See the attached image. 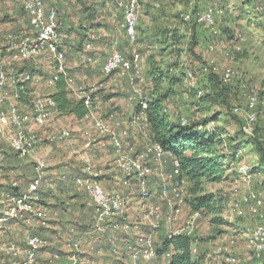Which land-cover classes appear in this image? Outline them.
I'll return each instance as SVG.
<instances>
[{"label":"built area","instance_id":"1","mask_svg":"<svg viewBox=\"0 0 264 264\" xmlns=\"http://www.w3.org/2000/svg\"><path fill=\"white\" fill-rule=\"evenodd\" d=\"M113 11L122 13L121 27L127 42L131 45L130 56H126L118 49L119 42L115 40L112 50L103 65V74L121 72L126 75L132 88L130 100L136 101L137 107L130 118V125L136 128L144 137L149 139L143 153L133 154L124 149L121 136H128L129 129L123 128V123L114 113L101 114L98 112L95 96L103 88V83L77 82L67 65V48L63 45L62 30L65 27V18L59 11L57 4L47 7L44 0H12L16 7L23 9L27 19V27L19 29L4 28L0 23V138L8 142L9 147L19 158L33 156L38 147L44 144H56L70 140L73 131L69 128L58 126L60 111L58 102L51 93L45 89H54L59 81L63 80L69 94L82 103L85 109L80 118L81 123L92 124L96 133L100 136H109L115 149V162L117 168L127 177L138 181L141 196L149 199V177L153 170L148 162L151 156L156 163H162L165 156L172 160V169L167 174V180L172 183L163 184L160 195L167 201L171 209L169 224L173 223L182 210L187 207L186 194L183 183L185 179L181 175L180 160L167 154L163 146L153 141L151 124L147 115L150 98L142 91L139 85L146 78L139 71L142 55L135 48L138 39V23L140 12V0H106ZM200 0H190L188 11L181 15L184 24H189L193 15L200 25H205L214 30L216 18L225 12L224 6L216 1L209 2L197 13H192ZM156 7L159 4L155 5ZM93 44L87 42L82 52H78V58L83 64L95 65L97 58L93 55ZM235 54L242 52L241 46H235ZM46 64L45 70L43 65ZM234 72L227 68L222 73L225 82L231 83ZM192 81L196 80L194 73L188 74ZM198 91V97L201 96ZM247 136L254 137V125L258 119L257 107L259 105L258 93L255 89L245 92ZM166 111V108H164ZM188 118H182L181 123H188ZM210 125H213L212 127ZM208 130L215 131L214 122L207 125ZM120 129L121 135L118 130ZM91 139L88 131L84 133ZM222 135V144L228 142ZM262 141L264 142V134ZM91 143L88 141L87 146ZM243 150L235 151L237 160L236 171L238 176L232 182V209L236 216L246 218L249 221L246 228L247 244L252 254L256 257L264 255V192L254 187L256 173L253 167L242 162ZM88 162V161H87ZM35 175L24 192L8 190L2 199L0 212V239L8 222L13 220H27L32 226L46 228L49 225V217L41 203L40 188L45 182V163L36 158ZM86 176L75 179L78 186L83 188L94 205L96 229L106 232L108 229L122 228L129 232L131 225L120 224V216L126 204V197L119 192L105 190L99 180V174L93 171L88 163L84 172ZM66 177V176H64ZM12 188H17L18 183L13 182ZM199 211H194L187 224L181 228L171 229L167 237L176 235H193L194 221L200 216ZM163 211L160 204L147 203L142 212V224L149 226V235H139L135 244H129L127 251L130 254L129 264H145L154 260L157 254L155 236L162 228ZM75 250H80L78 241L72 242ZM233 242V241H232ZM47 240L38 234L29 236L24 243L16 241L1 242L0 240V264L3 259H12L24 255V264H37L38 252L46 247ZM111 254L116 257L115 264H126L122 261V251L114 244ZM170 257V253H166ZM121 258V259H120ZM67 264H79L77 255L69 256ZM128 264V263H127Z\"/></svg>","mask_w":264,"mask_h":264},{"label":"rangeland","instance_id":"2","mask_svg":"<svg viewBox=\"0 0 264 264\" xmlns=\"http://www.w3.org/2000/svg\"><path fill=\"white\" fill-rule=\"evenodd\" d=\"M189 1L140 0L139 24H146L144 26L148 29L143 32L139 31V39L134 46L141 52L142 58L139 71L146 78V81L139 87L148 94L149 98L156 94L167 95L164 100L165 114L172 121L179 122L185 117L191 122L201 124L202 119L213 116L217 117V120L213 121L214 126L216 128L222 127L227 132L224 136L228 145L222 144L220 146L219 144L217 146L218 152L226 157L224 163L228 165L226 176L219 182L204 179L200 191L203 192V189L204 192L214 193L217 197L222 198V213L220 215L222 223L215 224L213 222L215 215L198 210L201 215L194 221L193 235L191 237L194 244H198L203 252L206 253L204 261L207 264H249L255 261V256L247 244L246 228L249 221L246 218L236 216L232 209V182L237 177L236 164H233L229 155L226 156L224 153H229L233 146H242V162L256 169V165L260 160L255 141L250 139L245 131L247 126L245 120V92L255 89L258 93L259 105L256 110L258 119L254 125V136L262 141L264 134V0H200L192 13L195 14L201 11L206 4L213 1H218L224 6L225 12L222 16L216 18L214 30L198 24L195 20L196 15H193L189 24L183 23L181 15L188 11ZM61 3L66 4L64 7L66 6L67 25L69 26L73 25V23L81 25L85 21L84 17L86 16L84 13L86 9L84 8H89V11L87 10L89 14L96 7H98L96 9L98 18L95 20V27L99 29L102 24L106 25L104 22L107 21V12H109L110 7L108 3L103 4V2L101 6L100 3L95 5V0H61ZM156 4H159V6L156 7ZM102 7L105 8L106 12ZM14 9H16V5L11 0H0V23L4 28L10 29L27 27L22 13L18 14L19 9L16 12ZM117 23L118 29L123 34L121 22ZM86 27L89 29L91 25L86 24ZM116 30L117 27L114 26L112 31L116 32ZM69 36L68 31H64L62 34L65 48L69 44ZM235 46H241L242 52L235 54ZM122 49L129 53L132 47L125 42ZM99 64L100 61L96 63L98 67ZM72 65L74 66L73 71L79 76L86 73V68L74 58ZM227 68L231 69L235 74L231 83L225 82L221 76ZM93 72L95 73V71ZM189 73L195 74V81L189 78ZM208 73L218 77V89H223L226 92L224 96L225 103L221 97L216 98L214 101H208L207 97L200 98L196 95L194 96L196 102L189 97L187 92H189L190 88L197 85L201 88V96L203 91V96H205L214 89V86L212 87L207 82ZM174 76L182 80L180 85H172L175 82ZM118 88L123 90L122 93L127 92L126 98L127 96L128 98L132 96V88L129 81L126 83L124 78L119 80L118 85L115 86L113 84L111 89L109 86L108 89L107 86L106 89L101 87V92L99 91V93L102 94L100 96L107 101L108 98L117 96V94L111 93L110 90H119ZM128 89L130 90L129 94ZM45 92H47V89ZM122 93L117 96L122 100L120 106L126 104L124 100L125 94ZM129 100H127V108L131 106ZM130 101L136 102L134 100ZM98 108H100V105ZM121 113L124 118L129 115L128 111L122 110ZM210 126L212 127L213 125ZM92 132L95 133V130ZM138 133L139 135L135 134V136L139 137L137 138L139 141L137 145L140 143L142 147L149 143L148 138L144 137L140 132ZM150 136L152 138V132ZM0 163H2L1 160ZM29 165L32 166V164ZM158 168L159 165L153 164V171L166 170V167ZM258 169L262 173H259V171L255 172L254 187L264 192V165H260ZM9 181L11 182V179ZM182 185L188 205L182 210L178 218L175 221H171L173 223L168 224V226L167 217L170 215L168 214L167 216V207L164 206L159 191H155L157 196L156 203L162 205L163 217L165 216V225L160 233L162 240L167 236L168 229H177L185 226L192 213L196 211L190 203L192 188L195 186L186 178L185 183ZM9 189L5 190V192ZM51 225L53 226L52 223ZM133 226L131 236L134 235V231H137L136 226ZM12 228L13 226H8L9 231ZM46 230L44 236L50 238L53 235L52 228L50 227ZM64 237L60 239V243L64 242ZM49 240H52V238ZM58 247L63 248V245L58 244ZM43 251L47 252V249ZM48 251L50 255L53 253L51 249ZM56 252L64 253L61 251ZM192 254L198 253L193 250ZM122 261L126 262L125 260ZM158 262L164 264L165 258H156L153 264ZM58 263L63 264L64 260H59Z\"/></svg>","mask_w":264,"mask_h":264},{"label":"crops","instance_id":"3","mask_svg":"<svg viewBox=\"0 0 264 264\" xmlns=\"http://www.w3.org/2000/svg\"><path fill=\"white\" fill-rule=\"evenodd\" d=\"M56 4L60 9L62 7L65 9L64 5L66 4H62L61 0ZM17 9L19 8L16 7L14 11L16 12ZM103 10L105 11V8H103ZM117 22H122V13L119 12L116 14L113 9L109 7L107 21L104 22L106 25L102 24L99 29L92 26L88 29L89 37L86 42H92L94 49L93 54H95L97 62L100 61L99 67L96 64H83L80 61L78 58V51H74L71 48L76 34L74 31L69 34L70 40L66 49L67 65L77 82L85 81L87 83H103L104 89H106V86L107 89L108 86L111 89L113 84L115 86L118 85L121 78H124L126 83H128L127 76L122 75L121 72L114 73L112 76H106L103 74L102 69L106 58L112 50L111 48L115 40H118L119 42L118 48L120 51L126 56H130L131 50L129 53H126L125 50L122 49L124 43L128 42L124 33L122 34L120 29H118ZM114 26L117 27L116 32L112 31ZM67 29H69V26L66 25L63 32ZM72 57L76 59L80 65H83V67L86 68V73H84V75L79 76V74H76V72L73 71L74 66L72 65ZM43 68L48 70L46 64L43 65ZM93 71H95V73ZM61 81L64 83L63 80ZM118 89L119 90L113 89L110 91L111 93L120 96V93H122L123 90H120V88ZM56 91V88L47 89V93L51 94ZM129 92L130 90L128 89V94ZM101 94L102 93H99L95 96V103L98 112L101 114L114 113L116 117L122 121L123 128L129 129L128 136H121L124 149L133 154L143 153L147 144L142 147L140 143L137 145L139 142L137 138L139 137L135 136V134L139 135V131L129 124L130 118L137 107V104H135L136 102H131L129 100L130 97L128 98V96L126 98L127 92L122 93L125 94L124 100L126 104L124 106H120L122 100H120L119 97H107L108 100L106 101V99H103V97L100 96ZM67 98L72 103L76 100H74L69 93H67ZM127 100H129L131 105L129 108H127ZM99 105L100 108H98ZM122 110L125 112L128 111L129 115L124 118L121 113ZM57 122L59 127L72 130L73 137L62 143H46L38 147L33 156L27 158H19L9 147L8 142L0 138V160L2 161V163H0V212L3 208L2 199L5 190L10 188V183H18V187L16 188L18 192H24L27 190L29 183L35 175L34 168L36 165V158H39L46 166L45 182L42 184L39 192L41 203L46 209L49 217V225L46 228H35L25 219L8 222L1 234V242L16 241L24 243L26 239L33 234H38L45 238L48 244L38 252L37 264H59V260H64L63 264H67L69 262V256L71 255H77L79 264H115L116 257L111 254V248L116 244L122 251V260L126 261L124 263L129 264L130 254L127 251V246L129 244H135L139 235H149L151 233L149 226L140 222L142 220V212L145 205L149 202L156 203L157 196L155 191H160L161 186L167 183V181L172 183V181L167 180V174L172 169L171 158L168 155L165 156L162 163H156L151 156L147 158L151 167H153V164H157L159 165L158 169L166 167V170L153 171L152 175L149 177V190L151 195L149 199L144 200L141 196L138 181L135 178L125 176L117 168L115 162V149L109 136L98 135L92 124L81 123L79 117L69 112L63 113L59 116ZM94 130L95 133L92 132ZM86 131L89 133L91 132V139L87 138L84 134ZM118 132L119 135H121L120 129ZM88 141L91 143L90 146H87ZM88 163L92 166L93 171L99 174L97 179L105 190L119 192L126 197L125 208L120 216L119 223L130 224L131 229L129 232H124L121 227L115 230L108 229L104 233L96 229L94 205L86 191L75 182L76 178L87 175L84 172ZM29 164H32V166ZM10 179L11 182L9 181ZM160 197L163 200L164 206L167 207L168 216V214L170 215L171 213V209L168 206L167 201L161 195ZM168 219L169 217H167V226L169 224ZM164 220L165 216L162 219L161 230H163L165 225ZM133 225L136 226L137 231H134V235L131 236V231H133L134 227ZM8 226H13L12 230L9 231ZM50 227L52 228L53 233L50 237L52 240H49V237L47 238L44 236L45 231H47L46 229ZM161 232L162 231L155 236V246L157 250L163 242L160 238ZM63 237L64 242L60 243V239H63ZM70 240H72V242L78 241L80 244V250H75V248L71 246ZM58 244H62L63 248H59ZM46 249L47 252L43 251ZM49 249L53 250L51 255L48 251ZM56 251L64 253L60 254ZM24 257V255L15 259L5 257L3 259V264H24ZM157 264L161 263L158 262Z\"/></svg>","mask_w":264,"mask_h":264},{"label":"trees","instance_id":"4","mask_svg":"<svg viewBox=\"0 0 264 264\" xmlns=\"http://www.w3.org/2000/svg\"><path fill=\"white\" fill-rule=\"evenodd\" d=\"M47 7L55 5L60 0H44ZM80 1V0H79ZM96 1L97 5L100 3V6L108 3L106 0ZM59 11L63 14L65 18V27L67 25V16H66V8L63 7L60 9L57 5ZM66 7V6H65ZM96 7V6H95ZM98 7L94 9L92 13L87 12L89 8H84L86 16L84 17L85 21L81 23V25L73 23V25L69 26L68 31L71 34L72 31L75 32L76 37L74 38V42L71 45V48L74 51L82 52L85 48V43H87L88 39V28L87 25H91L95 27V20L98 18V11L96 10ZM104 7H102L103 9ZM79 11V8H78ZM27 22L25 18V14L23 9L19 8V13L21 14ZM81 14V11H80ZM123 18V17H122ZM81 17L79 18L80 21ZM69 24V23H68ZM146 24L138 23V39L140 32L147 30L145 28ZM64 27V28H65ZM144 27V28H141ZM64 30V29H63ZM62 30V34H63ZM137 39V42H138ZM91 42V41H88ZM136 42V43H137ZM160 42V41H156ZM141 53V52H140ZM93 54V52H92ZM94 55V54H93ZM113 74L109 75L112 76ZM187 76V73H186ZM176 76H174L175 78ZM175 82L172 83L173 86L180 85L182 80L180 78H175ZM207 82L214 89L204 95V91L202 97H207L208 101H214L216 98L221 97L225 103V94L226 92L222 89H218V77L208 73ZM192 87V86H191ZM200 86L190 88L188 95L190 98H193L192 101L196 102L194 96L198 95V91L200 90ZM56 92L51 94L52 97L58 102L60 111L62 113H72L77 117L81 118L85 110L82 106V103L75 100L73 103L69 101L67 98V93L65 88V84L62 81H59L56 85ZM99 94V92H98ZM217 96V97H216ZM167 97L166 94H156L150 98L149 107L147 109V115L151 124V132H152V140L159 142L167 154L172 155L180 160L181 163V177L186 178L190 181L195 187L192 188V198L190 199V203L193 207L198 210H202L208 213H212L214 216L213 222L215 224H221L222 218V204L223 200L220 197H217L214 193H208L201 191V186L203 184V180L207 179L212 182L222 181L226 176V170L228 168L225 163L226 157L220 154L217 150V146L222 145V135L227 134V132L222 127H217L215 131H210L207 128V125L210 121H216L217 117L210 116L206 119L201 120V124L196 122H191L189 119L188 123L182 125L181 121L175 122L172 121L168 116H166L164 111V100ZM250 139L254 140L256 146L258 148L260 154L259 163L255 167H253V172L262 173L260 165H264V142L259 140L258 138L250 137ZM243 149L242 146H233L231 147V151L229 153H224V155L231 158L233 164H237V160L234 157L235 151ZM16 154V153H15ZM17 155V154H16ZM236 166V165H235ZM236 171V168H235ZM237 174V171H236ZM238 176V174H237ZM262 186V185H261ZM9 190L14 192H18L16 188L10 187ZM187 200V197H186ZM188 202V201H187ZM195 250L198 254H192V251ZM166 253H170V257H166ZM205 254L202 248L198 244H194L192 237L186 235H176L172 238H168L167 236L163 239L161 246L157 250V254L152 261H155L156 258H165L164 264H207L204 261ZM249 264H264V255L262 257H256L255 261Z\"/></svg>","mask_w":264,"mask_h":264}]
</instances>
